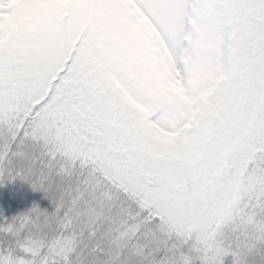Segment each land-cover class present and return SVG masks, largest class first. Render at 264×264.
Listing matches in <instances>:
<instances>
[{
	"label": "snow or ice",
	"instance_id": "snow-or-ice-1",
	"mask_svg": "<svg viewBox=\"0 0 264 264\" xmlns=\"http://www.w3.org/2000/svg\"><path fill=\"white\" fill-rule=\"evenodd\" d=\"M0 264H264V0H0Z\"/></svg>",
	"mask_w": 264,
	"mask_h": 264
}]
</instances>
